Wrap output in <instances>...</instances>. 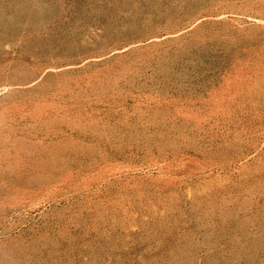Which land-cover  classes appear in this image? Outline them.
Masks as SVG:
<instances>
[{
  "label": "rangeland",
  "instance_id": "rangeland-1",
  "mask_svg": "<svg viewBox=\"0 0 264 264\" xmlns=\"http://www.w3.org/2000/svg\"><path fill=\"white\" fill-rule=\"evenodd\" d=\"M177 1L0 0V264H264V0Z\"/></svg>",
  "mask_w": 264,
  "mask_h": 264
},
{
  "label": "bare ground",
  "instance_id": "bare-ground-1",
  "mask_svg": "<svg viewBox=\"0 0 264 264\" xmlns=\"http://www.w3.org/2000/svg\"><path fill=\"white\" fill-rule=\"evenodd\" d=\"M127 1H129V0H127ZM141 1V0H140ZM164 1V0H163ZM179 1V0H178ZM177 1V2H178ZM183 1V0H182ZM185 1V0H184ZM184 1H183V3H184ZM220 1V0H219ZM136 2V1H135ZM170 2H172V1H170ZM174 2V1H173ZM191 2H193V1H191ZM202 2H204V1H202ZM211 2V1H210ZM221 2V1H220ZM137 3H138V1H137ZM181 3V2H180ZM207 3V2H206ZM214 3H215V1H214ZM216 3H219L218 1H216ZM122 4V3H121ZM120 4V5H121ZM136 4V3H135ZM134 4V5H135ZM175 4H176V2H175ZM211 4H213V3H211ZM224 4H226V2L224 3ZM127 5H128V2H127ZM154 5V4H153ZM161 5V4H160ZM179 5V4H178ZM181 5V4H180ZM207 5V4H206ZM118 6V5H117ZM159 6V5H158ZM207 6H209V5H207ZM212 6V5H211ZM215 6V5H214ZM135 7V6H134ZM185 7V6H184ZM184 7H182L183 9H184ZM220 7V6H219ZM123 8V7H122ZM133 8V7H132ZM137 8V7H136ZM167 8V7H166ZM170 8V7H169ZM178 8V7H177ZM195 8H197L196 6H195ZM194 9V8H193ZM213 9H214V7H213ZM215 9H216V7H215ZM136 10V9H135ZM152 10V9H151ZM150 10V11H151ZM158 10V9H157ZM162 10V9H161ZM176 10V9H175ZM178 10H180V8L178 9ZM187 10V9H186ZM195 10V9H194ZM217 10H219V9H217ZM131 11V10H130ZM130 11H128V12H130ZM164 11V10H163ZM184 11V10H183ZM192 11V10H191ZM198 11V10H197ZM138 12V11H137ZM149 12V11H148ZM189 12H190V10H189ZM142 13V12H141ZM194 14H197V13H194ZM199 14V13H198ZM132 15V14H131ZM147 20L149 21V19L147 18ZM131 22H134V20L133 21H131ZM135 23V22H134ZM151 23V22H150ZM135 35V34H134ZM132 37V36H131ZM131 37H129V38H131ZM128 39V38H127ZM138 40V39H137ZM128 41H130V40H128ZM136 41V40H135ZM131 42V41H130Z\"/></svg>",
  "mask_w": 264,
  "mask_h": 264
}]
</instances>
